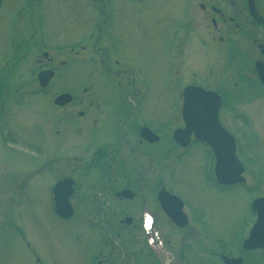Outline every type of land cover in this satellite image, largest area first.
<instances>
[{"label": "flooded vegetation", "instance_id": "flooded-vegetation-1", "mask_svg": "<svg viewBox=\"0 0 264 264\" xmlns=\"http://www.w3.org/2000/svg\"><path fill=\"white\" fill-rule=\"evenodd\" d=\"M146 1L149 0H22L23 4L13 8L16 21L25 9H30V29L46 35L56 31L54 39L59 44L44 46L34 57L35 76L42 70L49 72L46 90L38 91L46 96V106L24 132L33 149L28 158L32 169L27 178L31 185H26V178L17 180L9 194L28 195V200L34 201L42 190L44 195L49 191L52 197L55 184L71 179L68 201L72 215L76 213V221L85 232L89 233L86 225L107 222L108 236L90 247L92 264H102L101 255L103 264H112L106 248L111 249L115 238L121 237V230L128 240L122 243L129 264L134 261L131 251L137 237H141L142 257L136 261L142 264H223L222 256L240 258L239 264H246L245 253L261 251L244 250L245 236L237 243L221 236L212 243L211 235L202 230L198 221L205 206L225 203L228 192L258 188L252 183L248 165L250 159L264 158V0H166L161 6L165 12L158 11L154 20L149 17L141 24L148 36H141V44L150 42L159 53L154 58L148 48L145 58L136 60L144 67L149 62L154 68L153 75H146V80L140 82L136 73L143 78L146 68H140L139 73L129 66L131 22L133 5ZM58 2L70 6L65 17L59 15ZM63 23L66 26L62 28ZM43 38L41 43L47 45ZM196 47L200 49L199 56L213 59L193 68L185 64L181 52L184 57L187 51L196 57ZM187 70L191 72L186 74ZM164 72L177 87L170 90V103L163 112L167 118L153 111L149 119L145 106L153 91L145 84L156 85ZM188 76L192 79L185 80ZM27 82L36 84L34 79ZM188 85H199L219 96L218 121L233 137L234 153L244 167L242 182L219 183L211 143L198 140L194 131L184 132L182 89ZM18 92H10V98L29 94ZM63 94H70V99L56 101ZM209 104L214 105L215 100L210 99ZM191 105L196 111L203 109L206 101L195 98ZM10 120L19 123L15 117ZM204 120L207 121L204 115L195 116L192 126L202 128L206 126ZM8 121L7 115L0 113V127L16 125ZM142 129L149 130L152 134H147L153 140L143 136ZM13 131L20 128L5 133L13 136ZM14 140L19 151L20 143L26 139L17 135ZM250 142L255 156L248 152ZM7 145L14 146L9 142ZM189 157L200 167L195 176L205 190L195 189L185 176L184 160ZM38 171L52 178L47 186L40 185L44 176L36 179ZM146 222L152 231L147 236ZM149 237H153L150 242ZM225 241L228 244H223ZM228 245L237 251H226Z\"/></svg>", "mask_w": 264, "mask_h": 264}, {"label": "rangeland", "instance_id": "rangeland-1", "mask_svg": "<svg viewBox=\"0 0 264 264\" xmlns=\"http://www.w3.org/2000/svg\"><path fill=\"white\" fill-rule=\"evenodd\" d=\"M29 1V0H26ZM2 6L0 7V77L6 80L4 88H1V96L3 99L0 101L4 102V111L6 112L7 118L10 120L15 117L19 123L26 124L30 123L34 116L42 112L46 106L45 95L42 94L37 98V104L30 103L29 105H21V107H14L11 105L10 92L19 90L23 88L22 84L24 79L30 81L31 79L36 80L35 70L32 66L37 60L34 57L41 53L44 46L50 47L51 45H58L59 41L55 40L56 31L48 33L47 35L39 33L37 30L30 29V24L28 21L30 9H25L23 16L16 21V17H13L12 8L17 6L18 3H22V0H2ZM166 0H149L144 3L133 5V20L131 22V31L133 33L132 39V61L129 66L133 71L140 72V68H146V72L137 74V78L140 82L146 80V75H153L154 68L150 66V63H146V67L138 64L136 60L144 59L146 50L149 48V55L157 58L158 51L157 46L151 44L142 45L141 36H145V33L141 29V24L147 22L149 17L154 18L157 16V12H165V8H162V4ZM66 2H58V11L61 17L66 16V10L70 9V6L65 4ZM23 4V3H22ZM23 11H21L22 13ZM140 16V17H139ZM66 24H62V28ZM155 29L156 25L154 24ZM155 33V32H154ZM44 37V38H43ZM155 37V36H154ZM43 38L47 41V45H43L40 39ZM157 41L160 39L156 34ZM54 39V40H53ZM156 42V41H155ZM197 48V47H196ZM8 50V51H7ZM200 49L197 48L196 57L193 52L187 51L184 57L183 52L182 58L185 60V64L194 66L193 68L199 67L200 64H204L207 59L212 60L213 57H207L204 59L203 56H199ZM15 52V55H14ZM172 56V53L170 52ZM16 59V60H15ZM18 59V61H17ZM156 63V62H155ZM11 67H9V65ZM220 65L221 62L219 61ZM166 65V64H165ZM159 72V71H158ZM191 72V71H190ZM189 70L186 74L190 73ZM168 74L167 72H164ZM159 78V82L156 85H149L146 87L153 91L150 95V99L146 102V113L148 112V117L151 119L152 112L154 111L157 115H161L162 118H167L164 115V110L166 104L170 103V95L172 89L176 88L177 85H172V81L169 77ZM23 77V78H22ZM19 78V79H18ZM185 80L192 79L191 76L184 77ZM23 80V81H22ZM22 81V83H19ZM184 81V80H182ZM29 83V84H28ZM26 83L29 87L32 86L30 82ZM203 83V82H202ZM183 84V83H182ZM71 84H68L70 86ZM75 87L77 84H72ZM72 87V86H70ZM69 87V88H70ZM26 89V88H25ZM8 91V92H6ZM175 94L177 91L174 92ZM1 98V97H0ZM26 107H33L29 110ZM142 110V109H141ZM2 112V109L0 110ZM4 112V113H5ZM154 113V114H155ZM229 111L226 110L225 114L228 115ZM164 115V116H163ZM244 122V121H243ZM246 123V122H244ZM26 126V125H22ZM20 127V131H13V136H7L5 130H17L18 125L5 129L0 137V264H92V252H91V242L94 240L97 243L107 234V231H103L99 226V222H94L92 226L86 225L89 233H86L81 224H78L74 220L63 221L57 217L49 204V198L47 194L43 195L37 194L35 200L32 199L26 201L28 195H18L14 196L9 194L14 184L17 180L26 178L27 186L31 185V181L27 178L28 174L31 173V158L30 154L33 149L30 148L28 138L24 132L29 127ZM232 127L238 131V127L232 125ZM243 131V128H241ZM245 131H243L244 133ZM28 133V132H27ZM20 139H26L25 143H20V146L24 150H17L15 145L18 144L16 137ZM245 137H241L243 140ZM12 143L14 146H8L7 143ZM253 143L250 142L248 147V152L253 156ZM19 146V147H20ZM249 170L252 177V183L255 191L235 189L228 192L225 197L227 200L225 203L220 204L218 207L215 205L213 207H204L203 215L201 216V222L198 221L199 226H203L202 230L211 235L209 241L215 242L220 236L231 243L240 242L241 238L247 233L248 229L253 224V213L250 208V202L253 197H262L264 194V158H257L256 160L250 159ZM187 164L185 169V176L188 178V182L195 189L201 188L205 190L204 184L199 183L196 178L198 170L200 167L196 165L191 158L184 160ZM182 163V162H181ZM180 163V164H181ZM45 170V169H43ZM177 170H180L178 167ZM40 171V170H39ZM39 171L37 173H39ZM181 171V170H180ZM196 173V176H195ZM40 175H35L34 177L39 178L44 176L40 185L47 186L50 179L45 177L48 175L45 171L39 173ZM33 180V178H31ZM90 180L95 181L94 178ZM30 183V184H29ZM182 189V185H178ZM8 187V189H5ZM48 200L46 202V200ZM46 202V204H44ZM215 203V202H214ZM82 209L79 205L80 212ZM14 225H11V223ZM17 222V224H15ZM95 227V228H94ZM23 231L24 237H26L29 246L21 239V235L18 232H14V229ZM123 230H121L120 238H117L119 242H127L126 237H123ZM108 236V234H107ZM147 236V233L145 234ZM141 237H137L138 242L132 244L134 250L131 251V257L133 262L141 256ZM143 239V237H142ZM225 241L223 244H228ZM123 244V243H122ZM109 246V245H108ZM111 249L106 248L110 254V261L112 264H125L124 258L119 253L114 252L116 248L110 245ZM127 247V245H126ZM34 249L33 252L30 249ZM226 251L235 253L233 245H228ZM194 254V251L193 253ZM250 258L252 259H249ZM142 257V256H141ZM103 256L101 255L102 264ZM246 264H251L250 262H258L259 264H264V254L262 252L253 251L251 253H245ZM138 264V262L136 263Z\"/></svg>", "mask_w": 264, "mask_h": 264}, {"label": "water", "instance_id": "water-1", "mask_svg": "<svg viewBox=\"0 0 264 264\" xmlns=\"http://www.w3.org/2000/svg\"><path fill=\"white\" fill-rule=\"evenodd\" d=\"M47 72H42L39 75L40 84L43 86L46 82ZM190 91V90H188ZM204 139V137H203ZM252 208L257 211V219L254 227L250 231L249 238L245 240L244 247L245 248H255V247H263L264 248V238L259 237L260 235H264V232L260 231L264 228V199H256L252 203ZM57 211L62 215H67V212H63L62 205L60 208H57Z\"/></svg>", "mask_w": 264, "mask_h": 264}]
</instances>
